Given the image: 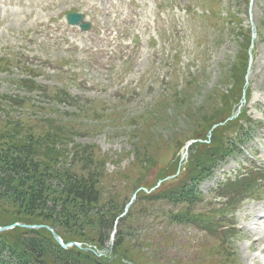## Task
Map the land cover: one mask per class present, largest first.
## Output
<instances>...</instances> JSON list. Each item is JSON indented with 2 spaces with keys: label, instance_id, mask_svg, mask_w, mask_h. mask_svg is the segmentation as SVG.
I'll list each match as a JSON object with an SVG mask.
<instances>
[{
  "label": "rangeland",
  "instance_id": "1",
  "mask_svg": "<svg viewBox=\"0 0 264 264\" xmlns=\"http://www.w3.org/2000/svg\"><path fill=\"white\" fill-rule=\"evenodd\" d=\"M70 11L91 29L68 25ZM2 96L18 99L0 119L56 114L73 127L68 147L95 149L100 195L121 207L110 228L83 225L104 247L121 232L118 252L137 264H264V169L238 176L264 163V0H0ZM204 114L239 122L236 145L229 126L199 131ZM194 131L220 157L180 199Z\"/></svg>",
  "mask_w": 264,
  "mask_h": 264
},
{
  "label": "trees",
  "instance_id": "2",
  "mask_svg": "<svg viewBox=\"0 0 264 264\" xmlns=\"http://www.w3.org/2000/svg\"><path fill=\"white\" fill-rule=\"evenodd\" d=\"M20 83L22 80L17 85L21 86ZM60 92L51 96L61 97ZM1 98L0 107L8 108L9 105H16L18 99ZM231 115L233 113L229 117ZM192 120L193 124L198 123L199 131L205 128L211 130L212 127L211 132L224 126L233 128L235 136L234 142L230 141L232 146L238 140L237 133L243 130L239 122L232 121L233 119L229 121L228 116L223 120H214V115L204 114L193 117ZM35 121L38 124L31 126L21 118L5 116L0 119V226L15 222L48 225L64 243L78 242L81 247L90 244L106 255L97 259L75 245L64 249L45 228L27 229L15 226L0 232V264H137L134 258L126 254V250L118 252L124 245L121 232L116 233L114 245L108 249L103 246L99 236L94 238L93 231L86 228L90 224H96L98 229L104 226L110 228L121 210L113 195L107 199L100 195L104 173L95 149L73 142L68 147L72 141L69 137L73 135V127L70 128L67 121L59 119L56 114L54 118L48 116L43 121ZM245 123H249V120H245ZM42 128L43 132H37L36 129ZM250 130L248 127L244 132L249 133ZM189 135L188 140H194L188 147L193 152L189 163L193 164L195 170L189 174V181H184L179 188L170 191L180 199L196 195L197 181L216 166L220 157L219 146L206 144L209 139L206 134L194 131ZM262 169L264 163L254 164L246 167L238 176L241 175L245 182L258 180L254 174ZM152 188H145L150 195H146L144 191L141 193L149 197L160 191V186H154L151 190ZM56 204L60 206L57 211ZM102 205L105 208L101 212L95 211V208ZM131 216L132 212L128 209L120 221L125 222Z\"/></svg>",
  "mask_w": 264,
  "mask_h": 264
},
{
  "label": "water",
  "instance_id": "3",
  "mask_svg": "<svg viewBox=\"0 0 264 264\" xmlns=\"http://www.w3.org/2000/svg\"><path fill=\"white\" fill-rule=\"evenodd\" d=\"M82 17L80 14H76V13H70L67 15V20L70 24H78L79 26L83 29L86 30L88 28V24H84V23H80ZM21 226V227H25V228H39V227H45L47 230H49L53 236V238L63 247V248H67L69 246V243L64 244L61 241V238L57 235V233L49 226L47 225H28V224H23V223H14L12 225H5V226H0V231H4L7 229L12 228L13 226ZM76 244V243H75ZM77 246H79V244H76ZM84 250L91 252L95 257L100 258L101 257V253L96 251L94 248L87 246L85 248H83Z\"/></svg>",
  "mask_w": 264,
  "mask_h": 264
},
{
  "label": "bare ground",
  "instance_id": "4",
  "mask_svg": "<svg viewBox=\"0 0 264 264\" xmlns=\"http://www.w3.org/2000/svg\"><path fill=\"white\" fill-rule=\"evenodd\" d=\"M262 250H264V248H262Z\"/></svg>",
  "mask_w": 264,
  "mask_h": 264
}]
</instances>
